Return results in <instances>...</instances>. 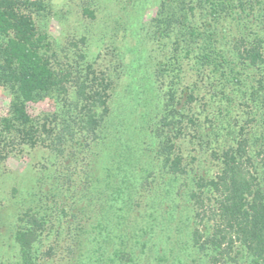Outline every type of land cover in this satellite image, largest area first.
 Instances as JSON below:
<instances>
[{
	"label": "trees",
	"instance_id": "trees-1",
	"mask_svg": "<svg viewBox=\"0 0 264 264\" xmlns=\"http://www.w3.org/2000/svg\"><path fill=\"white\" fill-rule=\"evenodd\" d=\"M208 2L215 25L239 7L245 11L246 3L250 10L255 4L264 10V0ZM187 3L162 0L155 18L172 53L157 76L172 69L175 79L172 102L164 103L154 129L160 138L154 168L133 143V116L112 118L110 76L93 74L92 65L83 69L84 55L77 66H63L50 54L49 38L34 17L44 3L0 0V86L14 91L9 115L0 121V158L14 145V133L19 144L44 146L63 165L42 182L45 188L31 193L9 232L2 230L0 216V264H264V40L255 30L251 43H235L245 65L259 71L248 92L233 74L214 24H196ZM195 49L194 62L210 67L213 83L218 78L237 85L254 116L230 144L215 139L219 147L211 156L220 169L208 179L199 177L189 190V182L177 183L190 171L181 154L183 126H177L183 113L173 103L183 59ZM194 90H183L188 101L195 100ZM41 92L53 94L61 107L43 122L27 111Z\"/></svg>",
	"mask_w": 264,
	"mask_h": 264
},
{
	"label": "rangeland",
	"instance_id": "rangeland-1",
	"mask_svg": "<svg viewBox=\"0 0 264 264\" xmlns=\"http://www.w3.org/2000/svg\"><path fill=\"white\" fill-rule=\"evenodd\" d=\"M39 1L44 3L45 9L37 11L34 17L39 31L49 38L50 54H56L63 66L67 63L77 66L76 59L84 55L79 59L83 69L87 70V66L92 65L93 74L110 76L113 84L110 97L112 118L116 121L125 115L128 119L133 116L134 128L130 134H134L133 143L141 154L140 159L157 168L159 163L152 156L160 146V138L154 129L164 103L172 102L169 93L175 79L172 69H167L164 76H157V67L169 66L172 54L170 42L164 45L166 38L157 32L155 18L162 0ZM187 1L196 24H214L223 51L234 67L233 74L237 72L236 76L246 82L249 92L259 71L245 65L246 60L235 43L236 40L239 43L238 39L251 43L255 30H259L257 34L264 40V27L258 26L264 21V10L260 4H255L250 10V5L246 3L245 11L239 7L237 13L222 17L215 25L210 15L209 0ZM251 16L255 19L251 20ZM198 52L195 49L183 59V80L176 84L173 103H177L183 113V119L177 126H183L184 135H179L185 136L181 154L190 171L180 175L177 183L184 182L183 187L189 182V190L195 187L199 177L208 179L220 169L219 162L211 156V150L219 147L215 145L216 140L223 146L230 144L239 128L248 126V120L254 116L253 112L246 111L243 103L246 96L243 97L237 85L226 80L221 82L218 78L213 83L214 75L210 76V67L194 62ZM193 86L195 100L188 101L183 90ZM13 97L14 91L9 86H0V121L9 115ZM58 104L53 94L41 92L27 103V111L34 120L43 122L61 109ZM259 132L258 127L252 131L253 139V135ZM11 135L14 145L7 147L4 157L0 158V216L4 215V233L9 232L15 216L24 209L31 193L47 186L42 182L48 181L53 169L63 168L59 156L48 148L19 144L14 133ZM5 142L9 140L6 138L1 145ZM173 198L184 200L181 196Z\"/></svg>",
	"mask_w": 264,
	"mask_h": 264
}]
</instances>
